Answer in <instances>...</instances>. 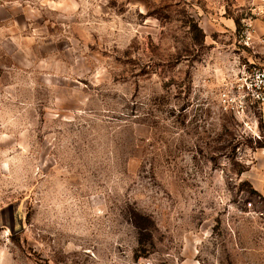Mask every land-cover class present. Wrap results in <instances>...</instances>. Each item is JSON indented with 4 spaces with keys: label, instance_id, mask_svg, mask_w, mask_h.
Masks as SVG:
<instances>
[{
    "label": "rangeland",
    "instance_id": "374dc122",
    "mask_svg": "<svg viewBox=\"0 0 264 264\" xmlns=\"http://www.w3.org/2000/svg\"><path fill=\"white\" fill-rule=\"evenodd\" d=\"M261 2L0 0V264H264Z\"/></svg>",
    "mask_w": 264,
    "mask_h": 264
},
{
    "label": "built area",
    "instance_id": "2783aa9c",
    "mask_svg": "<svg viewBox=\"0 0 264 264\" xmlns=\"http://www.w3.org/2000/svg\"><path fill=\"white\" fill-rule=\"evenodd\" d=\"M258 13L252 12L241 20L239 41L247 47H251L254 42V15ZM219 99L226 109L245 118L264 110V64H243L239 71L225 77Z\"/></svg>",
    "mask_w": 264,
    "mask_h": 264
},
{
    "label": "crops",
    "instance_id": "0c3cea01",
    "mask_svg": "<svg viewBox=\"0 0 264 264\" xmlns=\"http://www.w3.org/2000/svg\"><path fill=\"white\" fill-rule=\"evenodd\" d=\"M261 1L262 2L260 4V7L255 5L257 8L259 7V13L254 15V26L256 29V34H255L254 42L252 45V47H253L252 49H253L254 53L250 51V50H252L250 47H247L246 49H244V53H246V55L248 56V62L244 63V64L259 65L258 61H257V60H259V58L256 55L257 54L264 55L263 54L264 53V2L263 1L264 0H261ZM236 20H239V22L241 23L240 19H237L233 16H230V17H228V19L225 20V23L227 26L225 28V31H227L231 35H233L235 33L237 26H238ZM254 45H255V47H254ZM256 48H257V50H255ZM228 65L230 66L231 63H229ZM229 66H227V63H226V64H224V69H221L222 73L224 72L223 74H225L226 77L230 76L232 74L230 72V70H232V68H229Z\"/></svg>",
    "mask_w": 264,
    "mask_h": 264
},
{
    "label": "trees",
    "instance_id": "16d2710c",
    "mask_svg": "<svg viewBox=\"0 0 264 264\" xmlns=\"http://www.w3.org/2000/svg\"><path fill=\"white\" fill-rule=\"evenodd\" d=\"M237 21V25H238V27L240 26V22H239V20H236Z\"/></svg>",
    "mask_w": 264,
    "mask_h": 264
}]
</instances>
